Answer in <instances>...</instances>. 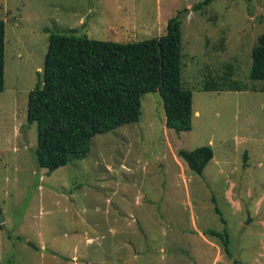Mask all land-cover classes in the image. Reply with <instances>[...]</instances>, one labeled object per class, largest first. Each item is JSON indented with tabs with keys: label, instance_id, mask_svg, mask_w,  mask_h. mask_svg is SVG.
<instances>
[{
	"label": "rangeland",
	"instance_id": "obj_1",
	"mask_svg": "<svg viewBox=\"0 0 264 264\" xmlns=\"http://www.w3.org/2000/svg\"><path fill=\"white\" fill-rule=\"evenodd\" d=\"M201 1L0 0V264H264V80L249 76L264 0L195 9ZM180 11L192 129L168 128L162 96L149 92L140 119L96 135L86 157L39 167L28 102L50 34L144 40ZM207 81L247 89L206 91ZM204 145L214 158L197 173L178 153ZM211 229L227 230L231 255Z\"/></svg>",
	"mask_w": 264,
	"mask_h": 264
},
{
	"label": "trees",
	"instance_id": "obj_2",
	"mask_svg": "<svg viewBox=\"0 0 264 264\" xmlns=\"http://www.w3.org/2000/svg\"><path fill=\"white\" fill-rule=\"evenodd\" d=\"M214 0H202L195 9ZM251 1V0H249ZM186 11L178 12L159 37L121 42L87 36L51 33L43 78L30 91L28 123L38 129L36 161L48 173L90 152L93 138L137 122L142 97L159 92L163 98L168 128L192 129L193 92L182 81V24ZM6 22L0 19V91L5 88ZM252 80H264V33L253 49ZM238 84L222 87L207 81L206 91L245 90ZM179 156L190 169L202 173L214 158L212 146L181 149ZM220 213L219 208H217ZM222 239L231 255L227 230H208Z\"/></svg>",
	"mask_w": 264,
	"mask_h": 264
},
{
	"label": "water",
	"instance_id": "obj_3",
	"mask_svg": "<svg viewBox=\"0 0 264 264\" xmlns=\"http://www.w3.org/2000/svg\"><path fill=\"white\" fill-rule=\"evenodd\" d=\"M0 222L1 223L4 222V217L2 216L1 210H0ZM28 244L30 246H32L33 248L38 249V246L35 243H33V242L30 241V242H28ZM44 252H51V250L46 248V249H44Z\"/></svg>",
	"mask_w": 264,
	"mask_h": 264
}]
</instances>
